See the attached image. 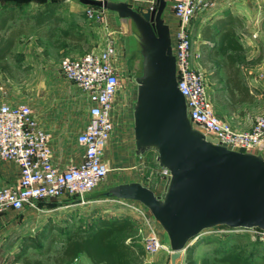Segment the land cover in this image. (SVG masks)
<instances>
[{
    "label": "water",
    "instance_id": "obj_1",
    "mask_svg": "<svg viewBox=\"0 0 264 264\" xmlns=\"http://www.w3.org/2000/svg\"><path fill=\"white\" fill-rule=\"evenodd\" d=\"M114 12L123 56L135 85L131 102L133 154L155 150L164 169L161 191L137 180L121 181L69 201L124 198L144 205L164 231L169 264L203 228L226 225L264 230V156L227 148L191 125L176 85L166 0L149 5L128 0H78Z\"/></svg>",
    "mask_w": 264,
    "mask_h": 264
},
{
    "label": "built area",
    "instance_id": "obj_2",
    "mask_svg": "<svg viewBox=\"0 0 264 264\" xmlns=\"http://www.w3.org/2000/svg\"><path fill=\"white\" fill-rule=\"evenodd\" d=\"M142 1L129 3L139 5ZM215 1L171 0V11L176 18L170 33L176 85L184 96L194 128L215 136L227 148L260 152L264 156V110L253 116L247 128H238L219 117L212 107L202 72L191 62L190 18ZM104 13L102 8L88 5L85 8L88 19L106 25ZM121 43L118 36L107 31L100 49L61 59L62 75L79 89L87 102V119L75 134V141L82 149L76 163L63 168L53 163L49 133L29 104L0 102V159L14 160L18 165L15 182L0 187V213L19 210L25 205L37 208L36 201L47 197L82 196L106 177L109 168L102 155L113 129V108L121 86ZM259 76L264 77V71ZM113 199L137 216L136 229L141 233L143 252L153 254L160 249L169 252L168 244L159 238L157 223L144 205L132 199ZM259 230L264 233L263 229Z\"/></svg>",
    "mask_w": 264,
    "mask_h": 264
},
{
    "label": "rangeland",
    "instance_id": "obj_3",
    "mask_svg": "<svg viewBox=\"0 0 264 264\" xmlns=\"http://www.w3.org/2000/svg\"><path fill=\"white\" fill-rule=\"evenodd\" d=\"M61 6H68L71 3L80 4L78 0H56ZM171 4V0L168 1ZM254 4V9H263L264 0H216L214 5H211L201 11L194 14L189 21L190 38L192 45L194 44L197 36L196 30L200 26L208 22L213 16H217L228 10H239L243 6ZM26 8V5L23 6ZM86 5H83V10ZM166 8V6H165ZM164 8V9H165ZM164 21H176L175 16L172 14L171 6L168 11L163 14ZM174 25L172 28L173 29ZM46 51L45 48L39 49L40 52ZM52 52L46 58L34 57L36 54L31 51H27L25 44H21L15 55L7 59L8 67L3 68L0 66V85L2 86V96L6 102H24L27 103V98H33L37 100L36 103H27L31 106L33 111L37 114L42 106L43 99L46 103H70L73 106L74 119L80 121L86 117V101L79 91V89L69 80H67L60 71L61 54ZM33 57H29V54ZM48 53V52H46ZM262 53L260 50L251 51V45H243V50L237 55L235 64L238 67V74L241 81L248 86L247 94L244 101H236L229 97L223 84V70H215L216 63L208 62L205 64V68H199L204 76V80L207 87V92L215 113L221 118L227 119L232 125L238 128H247L253 116L264 110V90H256L246 81V73L250 75L255 74V67L259 62ZM121 62L122 74L120 77V89L116 95L115 104L113 108V129L107 142L117 141L118 138L124 141L130 138L132 131V113L131 102L135 97V86L130 80L128 74V66L125 63L124 56ZM46 59V60H45ZM215 70V71H214ZM43 73L45 79L43 80ZM40 80H43L39 83ZM56 84L62 90L61 94H49L50 87ZM263 86V85H259ZM8 100V101H7ZM155 150L147 149L136 157L139 167L137 168L138 176L144 180L146 184L153 189L155 193H159L164 181L163 170L154 160ZM116 164V159H113ZM130 169H118L109 167L106 177L99 184L100 188L105 185H109L111 182L117 183L120 180L130 178L132 175L128 174ZM134 175V174H133ZM135 176V175H134ZM98 185V186H99ZM97 186V187H98ZM83 204V203H82ZM87 205H83V213H66L58 212L44 217L39 216V220L35 222L30 228L25 227H12L6 235L2 236L0 242V257L3 258V264L7 261L15 259V256L20 254L24 249L27 256L32 259L36 256L40 257L43 264H52L50 253L55 247L46 254L45 252L38 251L33 247H25L22 250V246L28 242H35L37 236H41L44 230L47 229L45 223H49L52 234L60 236L61 232L65 230L75 229L77 226L90 222V216L93 213H99L103 215H113L117 212L127 213L130 208L126 205L114 200L113 198L98 199L95 201L87 202ZM77 210V209H76ZM97 213V214H98ZM131 212L130 214H132ZM76 214H78L76 216ZM89 221H88V220ZM81 227V228H83ZM131 234V240L137 245L141 246V233L136 229ZM45 228V229H44ZM25 232V233H24ZM27 234L29 239L27 238ZM50 233V234H51ZM234 236L240 238L241 243L246 246L247 250L253 247H260L264 249V233L257 228L251 227H228L226 225H216L203 228L195 237L188 240L186 248L184 249V258L181 264H199V259L202 256L210 257L212 255L213 247L226 246L233 241ZM41 245L46 244L45 240H39ZM57 244V243H54ZM54 246V245H53ZM167 252V251H165ZM264 253V250L262 251ZM166 254V253H165ZM151 255L143 252L141 261L143 258L148 259L147 263H161L169 264L166 258L159 261ZM151 258V259H149ZM19 264L21 260L18 259ZM176 262V260H175ZM32 264V263H29ZM251 264H264V256L252 258Z\"/></svg>",
    "mask_w": 264,
    "mask_h": 264
},
{
    "label": "crops",
    "instance_id": "obj_4",
    "mask_svg": "<svg viewBox=\"0 0 264 264\" xmlns=\"http://www.w3.org/2000/svg\"><path fill=\"white\" fill-rule=\"evenodd\" d=\"M47 0H28L26 5V10L32 11L36 9V7ZM130 1V0H128ZM3 3H8L6 0H0V5ZM80 4L71 3L68 6H61L57 4L55 8V12L59 13L60 20L57 26L54 28V34L51 37H47L46 35L36 34L33 30H29L25 33H21L17 36L13 47H12V56L15 55L17 48L21 44H25L27 51H31L36 55L34 57H43L46 58L48 55L52 54V52L56 51V53L61 54V59L64 57H72L79 55L85 51L90 50H98L103 46L104 39L107 35V31L109 33L118 36L121 40L122 44V52H123V35L120 31V27L117 21V17L114 12L105 10V18L106 25L94 22L88 19L85 15V9L83 10V3L79 1ZM152 3V0H143L141 2L142 5H149ZM170 7L169 2L166 3V8L163 11V14L168 11ZM254 4L243 6L241 9L228 10L232 14L236 15L240 20L241 24L235 28V34L239 42L242 46L251 45V51H258L262 53V57H260L257 66L255 67V74L250 75V73H246V81L249 85H251L256 90L262 89L264 90V77L259 76V72L264 71V8L263 9H254ZM86 8V7H85ZM224 13V12H223ZM222 13V14H223ZM173 14V13H172ZM221 15V14H219ZM217 15V16H219ZM217 16H213L209 19L208 22H212L213 19ZM169 25V31L171 33L170 27L172 28L175 25L176 21H166ZM69 30V35H62V31ZM195 35L197 39H195L194 44L190 43L191 50V62L193 66L197 69L205 68V64H202L199 59V43L202 41L199 28L196 30ZM191 39V38H190ZM45 48L43 52H40L39 49ZM48 52V53H46ZM29 57H33L31 53ZM46 60V59H45ZM200 70V69H199ZM45 79V74L43 73V80ZM43 80H40L42 82ZM263 85V86H259ZM49 94H61L62 90L53 84L48 90ZM82 94V93H81ZM6 101L2 96V86L0 85V102ZM8 101V100H7ZM35 97L27 98V103H36ZM11 102V101H10ZM47 101L43 99L42 106L39 109V112L36 114L39 123L42 127L49 133L50 145L52 148V161L54 164L59 166L60 168L65 167L69 163H76L81 158L82 149L75 141V134L81 128L83 122L87 119V115L80 121H76L74 119L73 114V106L69 102L67 103H46ZM87 108V102H86ZM87 112V109H86ZM220 117V116H219ZM251 123V121H250ZM248 124V126L250 125ZM247 126V127H248ZM138 155L133 154V138L132 131L130 134V138L127 140H121L118 138L117 141L107 142L104 150H103V160L107 164L108 168L111 166L112 168L118 169H130L128 174L132 176L125 180H137L142 184L149 187L148 184L144 182L141 177L138 176L137 168L139 167L138 161L136 157ZM113 159H116V164H114ZM18 174V165L14 160L10 159H0V187L5 185H11L15 182ZM135 176H134V175ZM112 184V182L110 183ZM100 188V185L95 189ZM151 188V187H149ZM94 190V189H93ZM153 190V189H152ZM72 197L67 194H62L57 197H47L41 200L36 201V207L23 206L19 210L8 209L2 213H0V242L3 235H6L8 230L14 226L16 227H25L29 226L32 228L33 224L39 220V216L45 217L48 216L50 219V215L60 212L66 213H83L82 211L83 205H87V202L95 201L98 199L83 201V202H71L69 201ZM107 199V198H104ZM83 203V204H82ZM77 209V210H76ZM127 213L117 212L110 216H127L132 219L134 222L137 221V216L132 213L129 209ZM98 213V212H97ZM93 213L90 216V221L99 217H109L108 215ZM78 214H76L77 216ZM88 220V219H87ZM89 221V220H88ZM49 223H45L47 229L44 230L41 240H45L50 238L51 236L56 237V234L51 233V228ZM87 225V224H86ZM83 227V224L81 225ZM84 228V227H83ZM45 229V228H44ZM69 229L61 232L60 236L56 237L58 239L65 238L69 233ZM82 233V231H80ZM25 233V232H24ZM51 233V234H50ZM29 239L28 235L26 234ZM158 235L162 242L167 243V238L164 231L158 226ZM37 239H40V236H37ZM123 241L129 243L131 241V235L128 233L123 236ZM57 243V244H54ZM54 245V246H53ZM63 241H53L50 244V247L46 254L55 247L54 250L50 253L51 256L60 251L63 248ZM185 249V248H184ZM184 249L180 251L178 258L176 259L175 264H181L182 259L184 258ZM25 250V249H24ZM22 251L20 254L15 256V259L7 261L6 264H19L18 259L22 262V256H25L28 260L27 264L31 263L30 259L25 251ZM166 250L160 249L157 252L153 253V258L161 261L164 258L168 260L169 263V252H165ZM166 253V254H165ZM42 263L39 256L34 257ZM163 258V259H161ZM151 259V258H149ZM146 258H143L141 264H150L147 263ZM53 264V261L51 259ZM0 264H3V258L0 257ZM61 264H104L102 262L94 263L84 252H77L70 259H63ZM157 264V263H153ZM159 264H164L163 261Z\"/></svg>",
    "mask_w": 264,
    "mask_h": 264
},
{
    "label": "trees",
    "instance_id": "obj_5",
    "mask_svg": "<svg viewBox=\"0 0 264 264\" xmlns=\"http://www.w3.org/2000/svg\"><path fill=\"white\" fill-rule=\"evenodd\" d=\"M0 5V66L8 67L7 59L12 57V47L21 33L33 30L36 34L51 37L57 26L60 15L55 12L56 0L40 3L34 10H26L23 6L28 0H6ZM87 6V5H86ZM241 20L229 11L215 17L212 22H205L199 28L202 41L199 43V59L202 64L214 62L215 70H223V84L230 98L244 101L248 86L241 81L238 67L235 64L237 55L243 50L236 37L235 28ZM69 30L62 35H69ZM214 70V71H215ZM82 231V233L80 232ZM135 231V222L127 216L99 217L87 223L86 227L77 226L69 231L65 238L51 236L41 245L39 240L28 242L22 246L33 247L47 252L53 241H63V248L51 256L53 264H61L63 259H70L77 252H84L94 263L104 264H141L143 249L133 240L123 241V236ZM186 248V247H185ZM264 249L258 246L247 250L240 238L234 236L232 242L222 247H213L212 255L202 256L199 264H251L252 258L262 257ZM23 264L28 260L22 256ZM32 264H40L33 258Z\"/></svg>",
    "mask_w": 264,
    "mask_h": 264
}]
</instances>
